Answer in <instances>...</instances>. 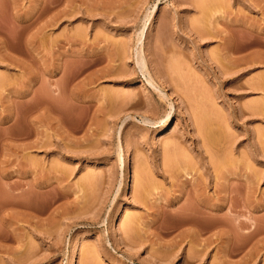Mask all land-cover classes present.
I'll use <instances>...</instances> for the list:
<instances>
[{"label": "rangeland", "instance_id": "374dc122", "mask_svg": "<svg viewBox=\"0 0 264 264\" xmlns=\"http://www.w3.org/2000/svg\"><path fill=\"white\" fill-rule=\"evenodd\" d=\"M75 240V264H264V0H0V264Z\"/></svg>", "mask_w": 264, "mask_h": 264}, {"label": "bare ground", "instance_id": "6f19581e", "mask_svg": "<svg viewBox=\"0 0 264 264\" xmlns=\"http://www.w3.org/2000/svg\"><path fill=\"white\" fill-rule=\"evenodd\" d=\"M144 39H145V33H144V28H142L140 31H139V34H138V38H137V47H135L134 48V50H135V63H136V66H137V68L139 69V71L145 76H147L146 78H147V82L150 84V86H152L153 85V88L155 89L156 87H155V85L153 84V82H152V77L150 76V72H149V70H148V64H147V60H146V56H145V54H144ZM233 40V39H232ZM232 44V43H231ZM231 46V45H230ZM226 48V47H225ZM227 49V48H226ZM228 49H230L229 47H228ZM234 50V49H233ZM232 54V53H231ZM154 80V79H153ZM156 84V83H155ZM157 90V89H156ZM155 90V91H156ZM158 91V90H157ZM162 91V90H161ZM159 94V93H158ZM161 95V98H162V95L163 94H160ZM173 105H169V107H170V109H171V107H172ZM171 112V111H170ZM170 112H168L166 115H165V117L166 118H168V116H169V113ZM165 118V119H166ZM143 122L144 123H147V122H149L146 118L145 119H143ZM128 146V145H127ZM120 148H122V146L120 147ZM126 148V147H125ZM123 150V149H122ZM124 152H126V154H129L128 153V147L126 148V151H124ZM122 153V152H121ZM125 155V154H124ZM123 159V158H122ZM123 162H125L124 161V159H123ZM124 164H123V166H121V170L123 171L124 170ZM78 248H79V242L77 241V240H75L71 245H70V247H69V249H68V256H69V260H68V262H67V264H75V255H76V253H77V250H78Z\"/></svg>", "mask_w": 264, "mask_h": 264}]
</instances>
